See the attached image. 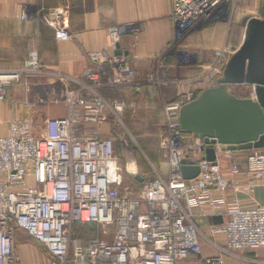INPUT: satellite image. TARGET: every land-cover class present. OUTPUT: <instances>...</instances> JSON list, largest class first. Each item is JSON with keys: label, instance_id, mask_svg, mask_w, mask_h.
Instances as JSON below:
<instances>
[{"label": "built area", "instance_id": "built-area-1", "mask_svg": "<svg viewBox=\"0 0 264 264\" xmlns=\"http://www.w3.org/2000/svg\"><path fill=\"white\" fill-rule=\"evenodd\" d=\"M236 2L170 0L171 20L177 33L186 34L225 14ZM64 15V10L48 13L56 40L70 38ZM30 16L23 12L20 19ZM120 34V28H109L113 50L118 49ZM215 57L197 82L206 79L209 86H216L230 55L222 49ZM89 59L93 67L85 71L84 80L62 94L66 110L61 137L35 138L28 112L0 137V264H18L17 231L43 246L52 264H180L189 257L201 258L200 238L212 242L196 227L186 206L207 207L224 219L210 228L211 235L224 238V246L201 264H224L226 256L264 249V204L246 208L239 199L251 196L264 183V149L250 151L245 169L232 161V152H221L218 145L216 160L206 161L204 143L180 128L181 108L199 94L188 91L162 107L166 174L153 170L151 177L141 179L131 173L142 180L140 189L133 194L122 191L115 143L125 105L107 100L103 91L161 83L154 75L137 80L125 56L93 52ZM29 70L38 71L36 60L20 70L0 71V102ZM105 123L112 125L111 135L101 131ZM118 139L132 152L126 141ZM184 161L199 168L196 178L183 179ZM79 226L94 230L86 243L72 237Z\"/></svg>", "mask_w": 264, "mask_h": 264}, {"label": "crops", "instance_id": "crops-1", "mask_svg": "<svg viewBox=\"0 0 264 264\" xmlns=\"http://www.w3.org/2000/svg\"><path fill=\"white\" fill-rule=\"evenodd\" d=\"M52 10L65 11L66 31L70 35L66 41L55 39L48 22V13ZM23 12L30 13L28 20L20 19ZM219 18L179 34L171 20L170 0H0V71L20 70L31 60L37 61L38 69L26 72L11 88L7 99L0 102V137L6 136L10 125L27 112L35 138L61 137L66 110L62 94L73 88L74 82L84 80L85 71L93 67L89 59L93 52L127 57L137 80H144L149 75L162 80L160 85H146L137 90L103 91L107 100L124 103L122 115L126 117L135 111V107L154 113L162 110L163 105L175 102L185 92L200 93L211 86L206 79L204 82L196 79L214 62L215 53L224 47L236 51L243 40L244 18L237 25L238 33L240 30L243 35L240 43L236 42L229 25L220 22ZM114 26L121 30L116 50L112 49L109 36V28ZM178 37H183L178 53L169 52L161 59L173 39ZM185 55H191L194 61L186 65L182 60ZM246 88V97H238L232 87L229 91L238 98H249L252 89ZM24 104H29V108H24ZM101 131L104 136L111 135L112 125L103 124ZM249 154H233L232 161L245 169ZM218 157L227 163L223 153ZM138 176L144 179L142 174ZM133 179L141 186L142 180ZM121 190H127L123 184ZM230 196L231 192H227L226 197ZM239 199L246 208L264 204V183L256 187L251 196H239ZM186 209L196 227L212 244L204 237L200 238L201 258L189 257L180 264H201L204 258L218 255V248L224 246L222 236L210 234V228L221 225L224 219L213 216L207 207L190 209L186 206ZM78 229L85 228L79 226ZM19 233L35 242L17 231L15 246ZM20 251L16 254L19 264H42L39 254L30 256L27 248ZM224 264H264V249L240 251L236 257L226 256Z\"/></svg>", "mask_w": 264, "mask_h": 264}, {"label": "water", "instance_id": "water-1", "mask_svg": "<svg viewBox=\"0 0 264 264\" xmlns=\"http://www.w3.org/2000/svg\"><path fill=\"white\" fill-rule=\"evenodd\" d=\"M242 27V43L228 58L216 86L202 90L179 112L182 132L204 143L208 162L216 160L215 145L233 154L264 149V19L246 17ZM238 86L250 87V97L238 98L229 91ZM181 172L183 179L192 180L199 168L184 161Z\"/></svg>", "mask_w": 264, "mask_h": 264}, {"label": "rangeland", "instance_id": "rangeland-1", "mask_svg": "<svg viewBox=\"0 0 264 264\" xmlns=\"http://www.w3.org/2000/svg\"><path fill=\"white\" fill-rule=\"evenodd\" d=\"M246 17L264 18V0H237V2L219 18L220 22L223 21L229 25L230 30L235 34L237 43L241 42L243 36L242 31L239 30L240 33H238L237 25ZM183 37L173 39L171 45L162 54L161 59H164L169 52L173 54L176 52L178 53V46ZM222 49L230 56L235 52L226 47L220 50ZM227 56L228 55H226V57ZM214 59H216L215 56ZM182 60L186 65H189L194 61V58L191 55H185L182 56ZM156 80L162 83L161 79L157 78ZM232 88L234 94L238 97H246L248 91L246 86ZM116 133L119 136L116 137L115 153L119 168L122 170V184L123 188H126L130 194L138 192L140 189V186L133 179L131 173L136 172L137 174H142L144 178L151 177L153 170H156L162 175L166 174L167 161L163 154L162 142L166 138L167 132L164 124L163 111L161 109L151 113L142 107H135V111L129 115L127 114V117L124 114L122 115L121 123L119 127H116ZM118 138H122L126 141L127 146L132 152H127L121 147ZM86 232L87 231L84 230L80 233L79 231H75L72 237L80 238L83 243H86L90 237L88 236L90 232ZM92 234H94V231H92ZM19 235V240L17 239V244L15 246L16 254L18 251L27 248L29 250L28 255L31 256L32 253L39 254L42 264H52V259L43 246L33 242L21 233H19Z\"/></svg>", "mask_w": 264, "mask_h": 264}, {"label": "trees", "instance_id": "trees-1", "mask_svg": "<svg viewBox=\"0 0 264 264\" xmlns=\"http://www.w3.org/2000/svg\"><path fill=\"white\" fill-rule=\"evenodd\" d=\"M84 228H85V229H81V230H80V229H78V228H76V230H75V231H76V232H77V231H79V233H80V232H82V230H84V231L88 230V231L86 232V233L90 232V234H88V236H90V237H91V236H93V235H94V234H92V231H94V230H91V229H90V227H84ZM86 228H87V229H86ZM92 229H93V228H92ZM75 231H74V232H75Z\"/></svg>", "mask_w": 264, "mask_h": 264}]
</instances>
